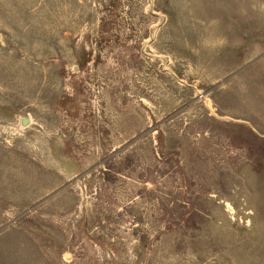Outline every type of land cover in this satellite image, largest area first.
<instances>
[{
    "label": "rangeland",
    "instance_id": "374dc122",
    "mask_svg": "<svg viewBox=\"0 0 264 264\" xmlns=\"http://www.w3.org/2000/svg\"><path fill=\"white\" fill-rule=\"evenodd\" d=\"M0 264H264V0H0Z\"/></svg>",
    "mask_w": 264,
    "mask_h": 264
}]
</instances>
